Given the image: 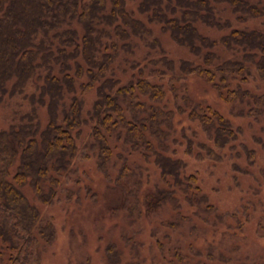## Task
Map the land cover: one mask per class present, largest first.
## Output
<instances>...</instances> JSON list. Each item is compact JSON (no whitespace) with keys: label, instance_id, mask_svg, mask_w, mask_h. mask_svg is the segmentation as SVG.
I'll return each mask as SVG.
<instances>
[{"label":"trees","instance_id":"1","mask_svg":"<svg viewBox=\"0 0 264 264\" xmlns=\"http://www.w3.org/2000/svg\"><path fill=\"white\" fill-rule=\"evenodd\" d=\"M153 25L193 58L176 63ZM140 44L147 51L137 59ZM153 52L157 60L149 61ZM149 63L160 66L151 76L161 71L182 82L199 77L236 116L264 119V0H0V105L12 108L7 128H0V264H41L55 227L25 189L43 205L58 202L62 192L70 199L62 179L78 172L79 156L96 159L105 181L122 193L132 224L151 214L154 222L159 208L170 207L169 218L152 226L155 264H264L262 254L241 256L238 236L228 231L226 220L240 210L218 213L172 149L178 145L177 115H186L212 144L201 142L195 130L194 139L181 132L186 153L203 159L220 161L242 129L193 101L185 83L180 89L169 81L179 102L176 111L169 109L165 85L145 75ZM137 157L141 164L132 161ZM147 164L159 178L144 191ZM222 226L218 244L201 249L190 242ZM160 227L172 233L159 236ZM133 246L138 262L128 264H143ZM109 250L111 264H119L118 251Z\"/></svg>","mask_w":264,"mask_h":264},{"label":"rangeland","instance_id":"2","mask_svg":"<svg viewBox=\"0 0 264 264\" xmlns=\"http://www.w3.org/2000/svg\"><path fill=\"white\" fill-rule=\"evenodd\" d=\"M255 24L257 27L260 22H255ZM151 27L155 36L161 40L168 56L176 63L180 59L193 58L186 49L176 45L168 34L162 33L159 26ZM146 51L144 45L140 44L136 58L140 59ZM151 60H157L156 53L150 54L149 61ZM147 65L148 68L145 71L147 76H151L149 75L151 70L160 69V66L152 63ZM128 73L131 72L128 71ZM163 74L160 71L152 76L156 78L154 82L165 85L167 96L163 104H167L169 109L176 111L175 104L179 103L178 101L175 103L174 97L169 91V81L180 89H182V83H185L187 93L193 101L211 106L212 109L229 120L234 128L242 129V133L233 143V147L228 146L221 151L223 157L220 161L203 159L197 155L190 156L186 151L189 149L188 140L181 132H185L188 137L193 138L192 132L195 130L199 132L201 142L211 147L212 144L207 143L199 127L190 123L186 115L178 116L176 113V121L181 122H179V126L177 125L178 145L172 146V149L176 150V157L187 163L186 175L196 178V186L202 194L207 196L209 203L217 209L218 213L231 214L240 210L236 217L231 216L226 222L230 227L228 231L238 236L235 241L242 248L241 256L248 253L252 257L259 256V254L264 255V238L261 237V234L264 233V119L257 122L254 118L236 116L237 112L234 113V109L230 105L222 102L217 92L199 77L188 76L182 82L181 79L175 80V78L172 81L170 74ZM246 86L254 92H260L255 90L254 84L250 83ZM85 98L86 107H89L95 98L94 91L88 93ZM180 105L182 106L181 102ZM11 112V107L0 105V128H7ZM84 136L85 134L82 139ZM78 143L81 144L80 140ZM246 150H249L254 157L253 160L255 159L253 165H249L251 158L246 159L248 156ZM197 152L198 149L195 146L194 154ZM132 161L142 163L140 157L134 158ZM147 166H149L148 171L151 176L150 183L145 182L142 187L144 191L150 189L153 182L159 178V170L153 164H147ZM75 168L78 172L62 179L61 189L70 190L72 193L70 199H67L65 193L62 192L58 196V202L49 206L43 205L35 199L29 188L25 189L29 200L38 207L43 217L52 218L55 227V239L43 251L41 264H111L108 256L111 253L109 246H113L120 254V259L116 257L119 264H128L131 261L137 263V252L133 250V245L137 246L139 260L142 259L143 264H155L156 262H153L154 259L152 261L151 258L154 255L158 256V248L155 238L151 235L152 226L159 225L160 220L169 218L170 207L159 208L157 212L161 215L155 218L154 222H150L153 220L151 218L153 214H151L146 217L138 216L139 219L132 224V221L127 217L122 193L105 181L104 176L97 169L95 158L84 159L79 156L75 160ZM75 180L79 181L78 184L74 183ZM243 207L246 208V212L250 216L243 211ZM185 210L191 211L192 208L185 206ZM198 224L202 227L201 222L198 221ZM238 227L242 229L239 230ZM159 229V236L166 232L172 233L164 227ZM224 229H226L224 226L218 228V232L215 234V231L209 228L207 234L198 236V239L192 237L190 242L196 248L201 249L209 246L210 242L216 245L222 239L221 232ZM227 239L225 238V240ZM140 244L141 246L138 247ZM150 246L153 247L152 251H150ZM159 261L157 264H163Z\"/></svg>","mask_w":264,"mask_h":264}]
</instances>
